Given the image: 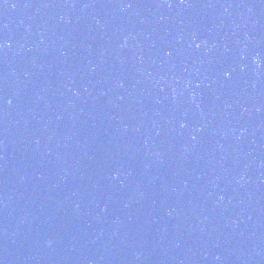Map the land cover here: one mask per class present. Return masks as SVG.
<instances>
[{
	"label": "water",
	"instance_id": "obj_1",
	"mask_svg": "<svg viewBox=\"0 0 264 264\" xmlns=\"http://www.w3.org/2000/svg\"><path fill=\"white\" fill-rule=\"evenodd\" d=\"M0 264H264V0H0Z\"/></svg>",
	"mask_w": 264,
	"mask_h": 264
},
{
	"label": "snow or ice",
	"instance_id": "obj_2",
	"mask_svg": "<svg viewBox=\"0 0 264 264\" xmlns=\"http://www.w3.org/2000/svg\"><path fill=\"white\" fill-rule=\"evenodd\" d=\"M181 2H183V0H181ZM129 7H131V4H129ZM49 242V245H51V240L48 241Z\"/></svg>",
	"mask_w": 264,
	"mask_h": 264
},
{
	"label": "clouds",
	"instance_id": "obj_3",
	"mask_svg": "<svg viewBox=\"0 0 264 264\" xmlns=\"http://www.w3.org/2000/svg\"><path fill=\"white\" fill-rule=\"evenodd\" d=\"M47 243L49 244V242L47 241Z\"/></svg>",
	"mask_w": 264,
	"mask_h": 264
}]
</instances>
